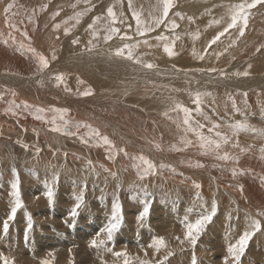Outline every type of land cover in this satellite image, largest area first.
Wrapping results in <instances>:
<instances>
[{
  "label": "rangeland",
  "instance_id": "obj_1",
  "mask_svg": "<svg viewBox=\"0 0 264 264\" xmlns=\"http://www.w3.org/2000/svg\"><path fill=\"white\" fill-rule=\"evenodd\" d=\"M82 1L84 2V0H82ZM179 1H181V2H179ZM76 2H77V0H76ZM76 2H75V0H71L70 4L73 3V5H76V4L77 5L75 7H73V5H69L68 4L67 5L68 8L65 10V12L67 11V13L62 12L63 10L62 11L61 10L60 11L57 10L60 13H62V15H59L58 17H55L56 23H57V19H58L59 23L60 22L62 23L65 20V17L74 16L75 15L74 12L77 13V12H79V10H81L80 12H82V11H84L85 8L90 7V5H95L96 4L95 5L96 7L92 8L91 12H93V13L91 14V12H89V13L87 12L86 16L84 15L82 17V19H81V21L85 22L84 26L86 25L85 30L83 31V33H87V32L90 33L87 30V26H88L89 23L92 22L93 17H95L97 15L98 16L99 15L103 16V17H105V19H103L102 21H104V23L105 22L107 23L105 10H107L106 8L108 6H110L112 4L113 5L116 4L114 10L116 11L117 16L120 15L119 12H121V11H123V13H124L123 19H124L125 22L123 24H121V25L119 23H117L118 25L121 26V28H122L121 31H132L133 33H135L136 22H135L134 17L132 16V10L130 8H128L129 7L128 6V0H123V3H122L123 5L117 3V0H115V3H114V0H110V3H109L108 0H104V1L103 0H98V1L97 0H90V3L92 2V4L85 3L87 5L81 4V3H83V2H81V0H79L80 3L79 2L76 3ZM97 2L99 4H97ZM191 2L194 5H191ZM196 2L197 3L198 2L199 3L202 2V3L196 4ZM242 2H243V0H231V1L230 0H185V1L184 0H176V6L172 9L173 11H170L169 18H174L176 20V23H177L178 27L175 30H170V29H166L164 27V25H161L159 30L156 29L154 32L148 33L146 37H143L144 39L148 38L149 42L153 38L152 41H155V43L157 42V44L158 43L160 44V47H154L156 44L154 42L152 44V41H151L150 43L152 45H154V46L151 47V49L149 47H147L146 50L147 51L149 49L150 50L148 51L149 53L146 50H144L147 53V55L146 56L144 55V56L145 57H149L151 55L150 56V58L152 57L151 60H150L151 62H152V59H154L160 65L159 66L158 64H156V62L153 60V62L156 65H158V67H161L162 69L164 67V69L167 70V73L164 71L165 75H163V76L159 75L160 78H164V80H173V78H174V80H180L179 81L180 84H188V83H190V82L186 83L185 80L187 78H191V76L195 78V75H196V77H197V74L199 72V71H197L198 69H205V70L209 69V68H216L218 70L219 69H223L228 74H232L233 70L235 71V70H238V69L246 67L247 66V62L242 60L244 58L243 56L245 54H247L249 52V50L251 52L252 49L254 50L256 47L258 48L259 45L261 44V42H264V40H262L264 38H261V37H264V20L259 19L260 22H258V24L253 23L254 25H252L251 24V20H252L251 17L253 18L254 14L253 15L250 14V16H249L248 22L250 24L249 23L247 24V28L245 29V32H244V35H243L244 37L243 36L240 37V35L238 33V30L236 28H233V29H230L229 32L226 33L223 37H221V39H220L221 42L218 41L215 45H212L211 48L207 47L208 46V42L212 39V37L215 36L218 32L222 31L223 28L226 27L227 23L230 22V17H231V14H232L231 13V6H234V5L242 3ZM100 3L102 4V6L100 5ZM135 3H137V4H135ZM156 3H157L156 0H148V2L146 0H139V1L133 0V5L135 6V8L137 10H142V18L145 19L146 21H149V22H150L149 12L150 11H154V6L156 5ZM145 4H148V5H145ZM181 4H183V5H181ZM228 4H230V5H228ZM227 6H228V8H227ZM223 7H224V9H222ZM258 7L259 6H257L256 9ZM123 8H124V10H123ZM254 9L251 10L252 13H254V11H253ZM97 12L98 13L100 12V13L98 14ZM101 12L103 14H101ZM177 12L178 13H182L184 18L181 19L179 16H174L173 15L174 13H177ZM84 17H86V18H84ZM188 17H192L193 20L189 21ZM86 19H87L88 22L86 21ZM214 20H220V21H222V23H220V24L213 23ZM252 22H253V20H252ZM129 25L131 27H129ZM220 25H222V26H220ZM71 26L73 27L72 31H75V32H76V30L79 31V29L83 28L82 24L79 25L78 28L77 27L74 28L73 25H71ZM66 27H70V25L67 24ZM72 27H70V28H72ZM127 28H129L131 30H128ZM61 29H64V25H62ZM132 32H130L128 36H132L133 35ZM163 33H164V35L168 36L170 39L174 38L175 36H179L180 38L175 41V48L178 47L181 51L184 50V49H185V51H191V50L195 49L197 51L199 50L198 52H200V53H204V50L207 48V54L205 55V58L203 60L197 59L196 57L183 59V58L180 57L179 52H178L177 49H175V51L178 53V55H176L174 57H169L163 50H161V48L163 49V42H158L157 40H155V37L158 36V34H163ZM197 33H199V38H195ZM71 34H74V33L71 32ZM232 34H233V37H232ZM261 34H263V36ZM170 35H173V36H170ZM249 38H250V41H249ZM259 38L261 39L260 41L257 40ZM182 39H184V41H182ZM233 41H236V43L232 44ZM180 43L182 45H180ZM250 43H252L250 45L251 48L249 47ZM258 43H260V44H258ZM225 46H226V48H225ZM225 49H227V51H225ZM228 49H230V50H228ZM163 53L165 54V56L164 57L161 56V61H160V59L158 57H156V56H157V54L164 55ZM214 53H223V54L220 55L219 58L217 59V57L214 55ZM234 53H235V55H234ZM137 54H143V53L137 51ZM153 55H154V57H153ZM227 57L234 58V59L237 58V61L239 62V64L234 65V66H230V67H225L224 64L226 63V61H228ZM258 57L261 58V59L263 58L261 56H258ZM176 64H177L178 67L176 66ZM221 65H223V66H221ZM170 66H172L173 68L170 67ZM158 67H157V69H158ZM169 67H170V69H169ZM172 70L175 73L176 72L179 73V76L176 77L173 74H169L170 73L169 71L173 72ZM228 70H231V71H228ZM168 83L170 84L171 81L170 82L168 81ZM173 84H176V83H173ZM185 86H183V87H185ZM24 90H22V93H24L26 91V90L25 91ZM195 90L191 91V93L194 94L195 92L198 91V90H196V91ZM257 92H259V93H257L255 97H256V99H257L259 104H255V106L252 105L254 107L251 106L250 102L246 106L244 105V101H246V99H249L248 97L243 96V97H239L238 98V100L235 103H236V106L238 105L237 107L240 109L239 112H237L233 108V104H232V101L230 99H227L226 101H228V103H226L225 99L222 98V102H225V105H226V106L225 105L223 106V107H225V110H223V111L226 112V114L230 115L229 117H226L224 115L222 117L219 114V112H215L214 108H212L211 106L208 105L209 102L207 103V102L203 101L204 105L202 104L201 107L205 106V104H206L207 107L206 106L205 107L208 110H211L213 116H215L217 118H220L221 122L225 123L226 125H229V124H232V123H235V122H238V121H242V122H245L248 125L256 128V129H264V104L262 103V102H264V85L262 86V88L260 90H257ZM189 94H190V92L188 93L187 91H185L183 89H178V96L181 95V97L179 98L180 100H178V101L180 103H182V101L184 100L183 101V105L184 106L186 104V107H189L190 109H195L196 105L195 104L193 105V103H194L193 102L194 101V95H192L193 96L192 97V96H189ZM23 96L25 97V95H21L20 98L23 99ZM43 96H44V94H43ZM54 96L55 95H50V98H51L50 101L51 102L50 101H48V102H50L51 104L48 106V108L49 107H51V108H56V107L59 108L60 107V108L69 109L68 118H69V116L72 113L75 115V120L69 118L70 120L83 121V122H86L88 124L91 123L90 125L93 124L92 126L94 128L98 129L97 126H98V124H100V121H101L102 118H111V116H109L107 113L105 114V112L100 113L102 110H99L97 107L95 108L94 105H93L94 107H92V105H90L91 108H90L89 105H87L89 108L87 106H85V107L83 106L82 107L81 105L80 106L79 105H77V106H72L71 105V107H68V104H66V106L61 104V106H60L59 102L57 101V99H55L56 97H54ZM191 97L193 98V100H191ZM203 98H205V97H203ZM242 98H244L245 100L242 99ZM28 99H31V98L29 97ZM42 101H45V100L42 99ZM189 104L190 105L192 104V105L190 106ZM239 104H240V106H239ZM29 105L38 107L36 102L31 103ZM248 106H251V107H249L250 109L246 108ZM78 107H80V110H79ZM86 107H87V109H86ZM227 108H229V110ZM23 109H24L23 105H21V107L16 110L19 115H12L11 113H10V115H8L9 112L7 113V111L4 112V113L1 112V114H0V116H1L0 118L4 119L3 120L4 125L1 127L2 129L6 125L13 126L12 127L13 129H9V128L5 129L6 131L9 132L10 137H11V135L12 136L18 135V130H20L21 128H25V129H23L24 131L21 130V133H22L23 136H25V138L24 137H21V139L11 138L9 140L10 142L14 140L13 142H15V145H16V149H13V148L9 149V151H11L10 152V159H11L10 163L6 165V164H4V163H6V161H3L2 163L0 162L1 163L0 164V170H1L0 171V247H1L0 248V252H2V253H0V257L8 256L11 260H14V264L15 263L16 264H24V263H26V264H28V263L29 264H32V263L36 264V262L38 264H42V261L45 260V259L50 260L51 264H54L53 262H55V264H66V262H68L70 259L74 262V264H103V262H105V261L108 264H122L124 262V258L123 257H116L115 256V252H121V251H125L127 249L126 250L127 252H131L133 250L147 251V255H145V252L143 254L139 253L140 254L139 256L135 254L136 258L133 259V260L130 258V256H128L127 258L129 259L130 264H139L140 259H141V261L142 260H149V261L152 262V264H156V262L160 261V258L162 260L163 257L168 254L169 251L172 253V255L168 257L167 261H164V264H191V260H192V256H193V251H192L193 248L191 246H189V244H187L188 243L187 241H185L184 244H181L180 241L178 240L179 241L178 242L177 239H176V237L179 236V237H181L180 239L183 240L182 238H184V236H183L184 234L175 235L176 234L175 231H171L170 235L167 234V236L164 238V239H167L166 240V244L168 242L167 247L165 249H169L170 248V250L164 251V248H161L160 251H159L161 253H158L156 251L150 252L149 244H148V240L147 239L152 237V234H153L152 231L155 229L156 226H157V230H159L160 227H163L164 225H166L168 223L169 224L174 223L173 227L178 226V225L184 226V225H182L183 224L182 221L184 220L185 216L188 217L189 221H191V220L195 221L199 217V215L204 214L207 211V209L208 210L210 209V207L212 206L211 205L212 204L211 201H213L214 199H215L216 203L218 202L217 203L218 204L217 214L213 218L212 222L210 224H208V226L206 227L205 231L201 234V236H200V238L197 241V244L195 246V255L198 258V264H217V263L218 264H224V260H223V258L225 257L224 254H226V256L228 255V253H226L228 244L231 243V242L235 243L236 240L239 239L240 234H242L245 230H248L247 225L249 224V222L242 221V213H243L244 209L247 206H249V205H246L247 204L246 195H245L244 192L241 193L239 185H243V186L245 185L246 187H249L251 185V183L253 184V182H254L256 184H253V185H257L256 187L260 188L261 187L260 183L264 184V179H263V177H264L263 176L264 159L263 160L261 159V154H260L261 153L260 152L261 147H264V140L262 141V139H264V137L258 135L257 133L251 132V131H245L246 133H248L250 135V136H248V139L250 140L248 142H250L252 145L260 146L259 149H258L257 147L254 148V146H250L249 145V148L251 150H256L257 153H255L254 151H250L249 153H251V154L246 153V152H244V153L241 152L240 155H239L241 160L239 159L238 164H237V162H235L236 163L235 166H237V167L239 166V164L240 165L242 164L238 168L242 167V169H244V168L247 167L245 170H250V171H245V175L243 174V175H239V176L233 177L231 170L234 167H230L231 170H228L226 172H225L226 169L222 168L223 166L221 167V169L218 168L220 170V172H217V173H219V174H217V176L210 172V170H213V171L216 170L215 168L214 169L213 168L210 169L209 167H207L204 170L205 174L207 175V177L214 176L215 177V181L218 180L217 183H219L221 186H223V188H222V190L220 192L222 194V196H221L220 193L218 194L217 192H214V191L209 189L210 190V194H209V197H207V195H204V194L202 195V193L200 192V191H202L201 188L199 190L200 196H202L200 198L201 200L197 198V194H196L195 197L191 196L193 198L192 199L189 195H187V193L185 195L183 190H181L183 195H179L181 191L179 190L180 192L179 191L174 192L176 190V188H175L176 185H173L170 188L169 185H168L169 184L168 181H176L177 182L178 180H180L178 182H181L182 184H187V185L190 184V186H191V187L189 186L190 188H193V187L195 188V184H199V183H200L199 185L201 187L202 186L201 181L197 180L198 178L196 179L195 176H191L190 172L187 171L186 168H184V167H187V162L185 161V159L183 161V165L184 166L182 165L183 166V170L185 171V173H184V171L182 172V170H180V165L177 164L178 166L177 165L176 166H172L171 163L168 164L167 162H165V160H163V162L161 161L160 162L161 164L166 163V164L170 165L171 168H174L175 171H172L171 168H170L171 170H169L168 167L167 168H162V171H160V172L163 175L166 174L165 177L166 176L169 177V178L166 177V179H171V180H168L167 182H165L163 184V188H160V187H158L156 185L157 180H155V179L151 180L152 182L153 181L155 182V183L152 184V187H147L146 186L147 189L149 188L148 191L150 193H152L154 196L152 195L151 197H149V199L152 200V208H151L150 215L144 221L143 226H140L138 224V221H137V215L139 214L138 213L139 209H141L142 206H144L143 203H142L143 199H144V196H142L143 195L142 189L144 188V186L143 187L140 186V188H139V186L135 187V188H138V189H136V191H134L132 188H129L128 190H125L124 189L125 185H121V183L118 182L117 186H119V188H117V190H115V191H112V190L109 191V189H107L108 186L102 185V183L97 178L94 179L93 186H92V180L89 182V185L86 182L87 183V190L84 192V198H85V202L86 203L79 210L78 216H76L75 218L71 217L70 213H71L74 205L76 204V200L74 199L72 194H70V190L68 188L76 186V185L81 186V188H82V186L85 183L86 179H84L82 176L74 177L69 172H65V174H64L65 176H63V177L60 176V174H62V173L59 172L58 170L63 168L62 164L65 165L66 162L63 161L62 158L55 159L54 158L55 157L54 153H53L52 157H53V160L55 161V164L57 162H60V163H57L56 165L60 166V167L62 166V167L57 170V174L59 175V179H58V183H56V185H55L54 202H50L49 199H47V197L45 195V192H46L45 188H47L48 185H52L53 180L51 181V179L53 177L49 178L47 176V178H46L45 177L47 175L45 173L46 171L45 170H40V168L42 166H45V164H46L45 156L43 154H41V156H39V153L35 154L36 156L38 155L39 157H42V159H43L41 161V163L43 164L42 166L40 165V163L36 162L37 159L34 160L36 162L35 163L34 161H28V159H23L22 160V158H20V159H16V158L21 156L19 154V149H22V151H24V155L23 156H26L27 154H30L36 148H39L40 150H43V151L47 150V147H46L48 145L47 135L40 134V131L38 129H45V130H47V133H49V134L55 133V134H57L59 136L63 135L64 133L62 134V133H57V132L52 131L51 130L52 125L50 123H48L46 121H44V122L43 121H41V122L37 121L34 117H31L33 115V111L26 114V111L28 109L27 110L26 109L23 110ZM90 109H91V111L93 113L94 112L95 113L92 114ZM22 110L24 111V114L23 113H19ZM95 110H98L100 112L95 111ZM86 111H87V113H86ZM219 111H221V110H219ZM83 112H84V115H83ZM88 112L90 113L89 117H88ZM5 113H7V114H5ZM174 113L176 114V112H174ZM221 113H222V111H221ZM3 115L4 116L7 115L6 117L8 118V120ZM219 115H220V117H219ZM21 116H24V117H21ZM26 116H28L30 118H27ZM92 116H94V117H92ZM162 116H163V114H162ZM19 118H22V119H19ZM31 118L34 119V121ZM92 118L93 119H95V118L98 119V121H95L96 125H95V123L91 122V120L94 122V120ZM9 119H13V120L15 119V120L14 121L10 120L11 121L10 122ZM25 119H26L27 125L29 126L28 128L24 127V125H23V123H25ZM27 119H29V121L32 120L33 123L32 122H31V124L28 123ZM162 121L163 120L157 121L159 123H157V124L155 123L154 126L156 125L155 126L156 128L159 127L158 129H161L160 127L162 126V124H164ZM9 122H10V124H9ZM147 125L151 129V127H150V125L148 123H146V126ZM157 125H158V127H157ZM99 126H103V125L101 124ZM148 127H146V128L149 129ZM146 128H144V129H146ZM2 129L0 130V132H2ZM69 130L70 131H74L76 129L70 128ZM79 130H81V131L78 133L77 136H68V135H66L63 138L60 137V139L61 140L65 139V141L69 144V147L70 146H76L77 143L84 144V143L81 142V140H79L80 139L79 137H80L81 134H86L88 130L86 128H83V127L80 128ZM37 133H38V136H37ZM133 134H135V132ZM35 135L37 136V138H36ZM159 135H160V133H159ZM31 136H33V137L31 138ZM34 136H35V138H34ZM133 136H135L136 138L133 137ZM0 137H2V136L0 135ZM27 138L31 139V141H29L30 143L27 144L30 147L25 149L24 147L20 146V144L21 145L26 144ZM130 139L134 140L135 142L137 141L138 144L145 143L147 146L151 145V144L147 143V141H146L147 138L146 137H144L143 141H141L142 138H140L136 134L135 135H131ZM139 139H141V140H139ZM148 141L151 142V139L148 138ZM89 145H93V142L91 140L89 142ZM181 145L182 144H179L178 147L183 148L184 146L182 147ZM87 146H88V144H87ZM171 146H173V145H171ZM18 147H20V148H18ZM31 148H32V150H31ZM120 148H122V147H120ZM67 149H68V147L59 148L58 152L61 155H63L65 153H67V151H68ZM48 150H52L53 152H55V150L53 148H49ZM135 150H137V149H135ZM184 151H186V149ZM13 152L17 153V154H14ZM138 155H143V154L142 153L141 154L138 153L137 156ZM146 156H147V154H146ZM15 159L18 160V162ZM148 159H149V157H148ZM47 161L49 162V160H47ZM171 161H173V160H171ZM175 161L177 162L178 160H175ZM28 163L30 165H28ZM155 163L156 162L154 161V164ZM160 163L159 164L158 163L155 164L156 165L155 173L158 170V166L161 165ZM166 164H164V165H166ZM26 165H27V167H26ZM36 167H40V168H36ZM176 167H178L177 168L178 170L176 169ZM13 169H15V173H19L20 191H21V196H22L24 207L17 211L15 219L13 221H10L9 229H8L9 233L7 232L8 234H5L3 232V223L8 218V216L10 215V211H11V207H12L11 204H12V201H13V198L11 196V191H12L11 190V183L15 179V173H14ZM163 169H165V170H163ZM221 170H224V171L222 172ZM257 170H259V171H257ZM166 171H168V172H166ZM51 173H48V174L54 176L53 170H51ZM67 173H68V175H67ZM40 176H42V177H40ZM70 176H72L73 178L70 177ZM153 176H155V174L154 175L153 174L149 175L150 178L153 177ZM177 176H180V178H178ZM10 177H12V178H10ZM80 177H82V179H80ZM181 178H182V180H181ZM227 180H230V181H227ZM258 180H260V181H258ZM43 182H45V183H43ZM162 182H164V181H162ZM162 182L160 184H162ZM234 182H236V183H234ZM257 182H258V184H257ZM153 185H155V186H153ZM155 187H157V188H155ZM216 187H218V184H216ZM93 188L94 189L95 188L98 189V194H95V191H94V193L92 192ZM155 189H156V191H155ZM138 190H140V192ZM178 192H179V194H178ZM187 192H191V191L187 190ZM231 192H233L234 195ZM135 193H136V195H135ZM192 193H194V192L192 191ZM226 195H228V196H226ZM187 196H188L189 199L186 198ZM117 197L119 198V201L121 202V204L123 206V213H124V218H125V221H124V224H123L122 228L116 233V235L114 237V240L113 241H109L105 246H101L100 248H96V247L91 246L90 245L91 239H93L98 232H100L103 228H105V225L100 227V228H102V229H100L98 226L94 227V228L93 227H88V224L91 223L94 220V218H96L98 216L99 213H103V211H104V213H106L107 212L106 211V205L109 204V205L112 206L114 200ZM131 197H133L134 200ZM138 197L139 198L141 197L140 198L141 202H140V200L139 201L137 200V199H139ZM222 198H223V200H222ZM191 199H192V201H191ZM197 199H198V201H197ZM60 200H62V201H60ZM123 200H124V202H123ZM188 200H190V201H188ZM231 200H233V201H231ZM103 201H105V202H103ZM206 201L208 203H206ZM128 202L129 203L132 202V203L128 204ZM188 202H191V204L188 205ZM124 203H126L127 206L123 205ZM238 203H239V205H238ZM103 204H105V206ZM134 204L136 206L138 204V206L136 207ZM208 204L210 205V207L208 206ZM46 205H48V206H46ZM240 205H241V207H240ZM60 206L62 207V209L60 208ZM171 206H173V207H171ZM125 207H126V209H125ZM233 207H235L236 210ZM174 208H176V209H174ZM177 208H178V210H177ZM225 208L227 209V211H226ZM166 209H167V211H166ZM237 209H241V212H240V210L238 211ZM163 210H165V211H163ZM135 211H137V213ZM221 211L223 213H225V211H226L228 214L227 213L223 214ZM165 212L166 213L170 212V213H168L166 215ZM182 213H183V215H182ZM29 214L31 215V219L34 222V224H33V228L31 230V233H28V238L25 239L24 236H25V230H26L27 224H28V216H29ZM177 214H179V215H177ZM229 214H231V219L230 220H229V217L227 218V216H229ZM243 214H244V216H246V213H243ZM173 215H175V216H173ZM180 215H181V217H180ZM91 216L93 217V219L91 218ZM108 217L110 218L111 215L108 216ZM130 217H131V221H132V218H133V221L131 223H130ZM248 217H250V216H248ZM89 218H91L92 220L89 219ZM126 218H128L129 220L126 219ZM217 218H219V220H215ZM220 218H222V219H220ZM236 218H238V219H236ZM168 219L169 220H173V221H169ZM174 219L175 220L177 219L176 221H177L178 224L176 223V221ZM227 220H229V221H227ZM237 220H238V223H237ZM145 222H146L147 225L145 224ZM222 223H224V224H222ZM262 223H264V220L261 222V224ZM152 224H153V226H152ZM233 224L234 225L236 224L235 225L236 227ZM228 225H231L232 228H231V226L229 227ZM220 226H224V227L222 228ZM237 226H239V227H237ZM262 226H264V224ZM84 227H86L89 230V232H87L86 229H83ZM147 227H150V228H147ZM219 228H221V231H220ZM238 228H240V229H238ZM222 229H224L225 231H223ZM147 230H149L150 232L147 231ZM157 230H156V232H157ZM168 230L170 231L171 229L168 228ZM261 230H262V232L257 233L256 236H253L251 238V240H250V242H249V244L247 246L246 251L241 256L240 264H264V227H262ZM172 232H174L175 234L172 233ZM231 232H233L234 234L233 233L231 234ZM127 233L129 235H127ZM93 234H95V235H93ZM150 234H151V236H150ZM69 235H70L71 238L69 237ZM222 235L223 236L225 235L224 236L225 238ZM226 235L228 236V238L230 240L228 238H226L227 237ZM169 236L172 237V238H170ZM221 236H222V238H221ZM254 237H255V239H254ZM47 238H48V240H47ZM85 238H86V240H85ZM233 240H234V242H233ZM116 241H118V242L115 243ZM132 241H133V243H132ZM145 245L148 246V248H144ZM223 245H224V247H223ZM225 246H227L226 249H224ZM1 249H3V250L1 251ZM120 249H121V251H120ZM8 251H10V252L8 253ZM12 252L15 253V255L12 254ZM45 252H47V253H45ZM155 252H156V254H155ZM5 253H7V254H5ZM44 254L46 256H43ZM47 254H49V255H47ZM70 254H71V256H69L68 258H65L67 255H70ZM14 256H16V257H14ZM20 256L22 258L24 257V259H22ZM39 256H42V257H39ZM50 256L52 257V259H51ZM143 256H145V258ZM138 257H139V259H138ZM140 257H142V258H140ZM25 258H27V259H25ZM94 259H95V261H94ZM182 260H184V262ZM230 260H231V258H230ZM1 261L2 260H0V262ZM0 264H2V262Z\"/></svg>",
  "mask_w": 264,
  "mask_h": 264
},
{
  "label": "bare ground",
  "instance_id": "obj_2",
  "mask_svg": "<svg viewBox=\"0 0 264 264\" xmlns=\"http://www.w3.org/2000/svg\"><path fill=\"white\" fill-rule=\"evenodd\" d=\"M98 1V0H97ZM104 1V0H103ZM110 3V0H108ZM136 1V0H135ZM139 1V0H137ZM148 2V0H146ZM157 1V0H156ZM185 1V0H184ZM231 1V0H230ZM76 2V0H75ZM81 2H83L81 0ZM181 2V1H179ZM204 2V1H203ZM225 2V1H224ZM13 4V8L6 12L5 9L7 8V6L9 4ZM71 0H0V93L3 94V98L0 99V114L1 112L4 113L6 112V109H8L9 107L12 106L13 101L15 102V104H21L23 105L24 102H27L29 104L36 102L38 107L44 108V109H50L51 107L48 108V106L51 104L50 100V95H55L54 97H56L55 99H57V101L59 102L60 106L61 104H63L64 106H66V104H68V107L72 106H77V105H81L82 107L87 106V105H92V107L95 106V108L97 107L99 110H102L101 112L98 110L100 113L105 112V114L107 113L109 116H111V118H102L100 121V124H98V129L100 130V132L103 135H107L115 144L116 148L119 149L120 147H122L123 149H125L128 153L129 156H124L123 153L117 155L115 157L114 160H109L107 158L108 153L106 150L105 146H95L94 143L93 145H89L88 146L86 144H79L77 143L76 146H70L69 144L64 140H61L60 137H65L66 135L63 134L61 136L55 134V133H47V130L45 129H38L40 131V134H45L47 135V142L48 145L47 150L43 151L40 150L39 152V156H41V154H43L45 156V160H46V164L45 166H42L43 164L41 163V161L43 160L42 157H39L38 155L36 156L35 154L36 149L33 150L30 154H27L26 156L24 155V151H22V149H19V154L21 155L20 157L16 158V159H28V161H34L35 159L36 162L40 163V165L43 167H36V168H40V170H45L46 172V178L47 176L49 178L53 177V175H50L48 173H51V170H53V174H57V170L60 169L62 166L63 168H61L60 170H58L59 172H61L62 174H60V176H65V172H69L70 174H72L74 177L77 176H82L85 180V182L88 183L92 180V186H93V182L94 179L97 178L102 185L104 186H108L107 189H109V191H115L117 190V188H119V186H117V183L120 182L121 185H125L124 189L128 190L129 188H132L134 191H136L135 188L137 186H147V187H152V184L155 183L154 181L152 182L151 180H157L156 185L160 188H163V184L165 182H167L168 180L171 179H166L165 175H163L160 171H162V168L160 167V165L158 166V170L155 174V176L153 177H145L143 180L139 179L138 173H137V169L133 166L134 164L138 163V161L136 159H134V157H137L138 153H142L143 156H145L146 158L149 157V160L151 159V161L154 163V161L156 163H160L161 161L163 162V160H165V162H167L168 164H172V166H176L177 164L180 165V170H183V161L185 159V161L187 162V167L186 168L187 171L190 172L191 176H195L197 180L201 181L202 186L200 187L202 191H200L202 193V195H207V197H209L210 194V190L217 192L218 194L221 192L223 186H221L218 182V180L215 181V177L214 176H210L207 177V175L205 174V169L207 167L211 168H215L216 170H210L211 173L215 174L217 176V172H220L219 169H221V167L226 171L231 170L230 167H236L238 168L239 166H241L239 164V166H235L236 163L234 161H220L217 160L215 158V156L213 155H203L202 154V150L199 148L198 146V141L197 138L195 137L194 134L192 133H188L187 134V138L191 139L193 141V145L189 146L188 148H186V151H175L173 149V147L171 145H176L178 147L179 144H182L181 146L183 147V143L181 141V137L185 135L184 131H183V126H182V120H183V113L182 112H176V114L174 112H171L170 115L173 117L172 120H169L167 117H163L162 114L168 110L171 106H172V101H178L180 100L179 98L181 97V95L178 96V89H183L185 91H187L188 93L190 92L189 96H192L193 93H191V91H194L195 89L200 91V92H210L212 95L211 96H206L205 98H203L204 102H209L208 105L211 106L212 108H214L215 112H219V114L223 117H229L230 115L226 114V112H224L223 110H225V107H223L225 105V102H222V98L225 99V101L227 99H229V97H233L235 99V102L238 100L239 97H243V93H247V96L249 99H246V101H244V105L246 106L249 102L252 105L255 106V104H259L257 99H256V94L259 93L257 92V90H260L262 88V86L264 85V49H261L259 52L257 51V47L252 51L245 54L243 57V61L247 62V66L238 70H233L232 74H228L226 77H221L218 72L217 73H208L207 71L205 72H198L197 77L195 75V78L191 76V78H187L185 81L190 82L188 84H180L179 81L180 80H164V78H160L159 75H165L164 71L167 73V70L158 67V69H153V70H147L142 68L140 65H136L131 61L128 60H124L118 57H114V56H109L106 54V52L109 49H115L116 47H120L122 46L123 43H134L137 39H144L143 37H140L135 33H133L132 31H121V34H123L124 32H127V34L129 35L130 32H132V40L130 41H122L119 37H115L112 41H109L107 43H105L102 39L103 35H104V21H101L98 25V29L100 30V34H101V39L99 41H97L98 45H99V54H97L96 51H93L91 54H89L88 52L84 51V47L87 44V41L91 38V33H83V31L85 30L86 25L84 26L85 22L80 20L79 24H76L75 20H69L68 21V25H70V27H72L71 25L75 27H79V25L82 24L83 28L79 29L75 31H71L74 34H69V35H65L64 33V29H60V30H55L54 29V24H56L55 19H53V13H55L57 10H63L62 12H65V10L68 8L67 5H73L70 4ZM77 3V2H76ZM80 3V2H79ZM78 3V4H79ZM106 3V2H105ZM112 3V2H111ZM115 3V0H114ZM138 3V2H137ZM135 3V4H137ZM189 3V2H188ZM194 3V2H193ZM199 3V2H198ZM196 2V4H198ZM202 3V2H200ZM199 3V4H200ZM227 3V2H226ZM47 5V8L45 10H41L43 5ZM75 4V3H74ZM84 5L85 2L81 3ZM92 4V2L90 3ZM97 4H99L97 2ZM139 4V3H138ZM143 4V3H142ZM77 5V4H76ZM75 5V6H76ZM89 5V4H88ZM96 5V4H95ZM100 5L102 6V4L100 3ZM108 5V4H107ZM113 5V4H112ZM116 5V4H115ZM123 5V4H122ZM126 5V4H125ZM148 5V4H145ZM183 5V4H181ZM180 5V6H181ZM191 5L192 4L191 2ZM216 5V4H215ZM218 5V4H217ZM230 5V4H228ZM79 6V5H78ZM91 6V5H90ZM142 6V5H141ZM190 6V5H189ZM87 7V6H86ZM96 7V6H95ZM105 7V6H104ZM151 7V6H150ZM179 7V6H178ZM203 7V6H202ZM212 7V6H211ZM71 8V7H70ZM129 8V7H128ZM177 8V7H176ZM182 8V7H181ZM228 8V6H227ZM101 9V8H100ZM107 9V8H106ZM206 9V8H205ZM224 9V7L222 8ZM96 10V9H95ZM124 10V8H123ZM148 10V9H147ZM211 10V9H210ZM81 10H79L80 12ZM127 11V10H126ZM173 11V10H172ZM221 11V10H220ZM254 13H252L251 11V15H253V18L251 17V24L254 25L258 24L259 19L264 20V6H259L257 9L255 8ZM77 12V11H76ZM91 12V11H90ZM95 12V11H94ZM103 12V11H102ZM101 12V14H103ZM106 12V10H105ZM144 12V11H143ZM217 12V11H216ZM67 13V11L65 12ZM71 13V12H70ZM89 13V12H88ZM93 12H91L92 14ZM98 13V12H97ZM100 13V12H99ZM98 13V14H99ZM120 13V12H119ZM261 13V14H260ZM64 14V13H63ZM75 14V12H74ZM96 14V13H95ZM105 14V13H104ZM146 14V13H145ZM148 14V13H147ZM186 14V13H185ZM60 15H62V13H60ZM216 15V14H215ZM86 16V15H85ZM95 16V15H94ZM98 16V15H97ZM100 16V15H99ZM119 16V15H118ZM147 16V15H146ZM217 16V15H216ZM58 17V16H57ZM214 17V16H213ZM68 18L65 17V20ZM86 18V17H84ZM90 18V17H89ZM186 18V17H185ZM196 18V17H195ZM225 18V17H224ZM60 19V18H59ZM223 19V18H222ZM226 19V18H225ZM63 20V19H62ZM61 20V21H62ZM84 20V19H83ZM206 20V19H205ZM87 21V19H86ZM180 21V20H179ZM88 22V21H87ZM130 22V21H129ZM204 22V21H203ZM227 22V21H226ZM57 23L58 19H57ZM61 23V22H60ZM249 23V22H248ZM120 24V23H119ZM204 24V23H203ZM250 24V23H249ZM10 25H15V27H10ZM121 25V24H120ZM116 24V27H119L121 30V26ZM67 25H64V27ZM185 26V25H184ZM188 26V25H187ZM222 26V25H220ZM225 26V25H224ZM186 27V26H185ZM197 27V26H196ZM62 28V27H61ZM76 28V29H77ZM126 28V27H125ZM73 29V27L71 28ZM128 30H131L129 28H127ZM159 30V29H158ZM196 30V29H195ZM238 30V29H237ZM187 31V30H186ZM24 32H27L28 36L25 37L24 36ZM184 32V31H183ZM209 32V31H208ZM213 32V31H212ZM216 32V31H215ZM235 32V31H234ZM77 33V34H76ZM160 33V32H159ZM259 33V32H258ZM164 34V33H163ZM226 34V33H225ZM235 34V33H234ZM253 34V33H252ZM131 35V34H130ZM160 35V34H158ZM263 36V34H261ZM147 36V35H146ZM145 36V37H146ZM152 36V35H151ZM173 36V35H170ZM58 37V39H57ZM76 37L80 38V44L79 45H73L71 43V41L73 39H75ZM233 37V34H232ZM241 37V36H240ZM244 37V36H243ZM248 37V36H247ZM30 38V39H29ZM151 38V37H150ZM251 38V37H250ZM249 38V41H250ZM264 38V37H261ZM148 39V38H147ZM153 40V38H152ZM151 40V41H152ZM242 40V39H241ZM257 40H261L260 38ZM264 40V39H262ZM5 41H8V43L6 44ZM150 41V42H151ZM182 41H184V39H182ZM155 43V41H152ZM221 42V41H220ZM243 42V41H242ZM252 42V41H251ZM20 43H23L26 47L28 45H31L32 48H35L37 52L42 53L43 55L47 56L50 60V66L48 69L44 70L41 73H37V61L35 59V57L27 52L26 50H19V45ZM244 43V42H243ZM255 43V42H254ZM253 43V44H254ZM264 44V42H261V44ZM157 44V42L155 43ZM178 44V43H177ZM190 44V43H189ZM233 44V43H232ZM231 44V45H232ZM247 44V43H246ZM252 43L249 44V47ZM257 44V43H256ZM260 44V43H258ZM260 44V45H261ZM162 45V44H161ZM180 45H182L180 43ZM191 45V44H190ZM225 45V44H224ZM245 45V44H244ZM255 45V44H254ZM259 45V46H260ZM185 46V45H184ZM256 46V45H255ZM155 47V46H154ZM243 47V46H242ZM241 47V48H242ZM146 45H141V47L139 49L136 50V52H141V53H146ZM226 48V46H225ZM234 48V47H233ZM245 48V47H244ZM251 48V47H250ZM151 49V48H150ZM149 49V50H150ZM175 49L178 50L179 55L181 58L183 59H187V58H194L195 56L192 55V51H185L184 50H180L178 47H176ZM187 49V48H186ZM232 49V48H231ZM146 50V51H144ZM148 50V51H149ZM157 50V49H156ZM161 50H163L161 48ZM230 50V49H228ZM256 50V51H255ZM55 51L56 60H51V54L52 52ZM147 51V52H148ZM197 51V50H196ZM199 51V50H198ZM197 51V52H198ZM223 51V50H222ZM234 51V50H233ZM237 51V50H236ZM240 51V50H239ZM159 52V51H158ZM157 52V53H158ZM230 52V51H229ZM235 52V51H234ZM245 52V51H244ZM149 53V52H148ZM156 53V52H155ZM154 53V54H155ZM200 53V52H199ZM164 54V53H163ZM237 54V53H236ZM241 54V53H240ZM149 55V54H148ZM235 55V53H234ZM146 56V55H145ZM143 57V59L145 61H150L151 58L149 57ZM161 56H165L164 55H160L157 54L156 57H158L161 61ZM241 56V55H240ZM258 56L263 57L262 59L259 58ZM154 57V55H153ZM235 57V56H234ZM166 58V57H165ZM214 58V57H213ZM228 61H226V63L224 64L225 67H230V66H234L239 64V62L237 61V58H229L227 57ZM256 58V59H255ZM226 59V58H225ZM154 59H152V63ZM163 60V59H162ZM240 60V59H239ZM155 61V60H154ZM151 62V61H150ZM156 62V61H155ZM165 62V61H164ZM168 62V61H167ZM160 63V62H159ZM176 63V62H175ZM174 63V64H175ZM155 64V63H154ZM156 64H158L156 62ZM155 64V65H156ZM184 64V63H183ZM251 64V68H248V65ZM159 65V64H158ZM157 65V66H158ZM170 65V64H169ZM173 65V64H172ZM160 66V65H159ZM177 66V64H176ZM223 66V65H221ZM172 67V66H170ZM169 67V69H170ZM178 67V66H177ZM184 67V66H183ZM173 68V67H172ZM240 68V67H239ZM177 69V68H176ZM220 70V69H219ZM245 70H248L250 72V75L247 77H243V76H236L234 75L235 72L239 71V72H243ZM173 71V70H172ZM231 71V70H228ZM63 72L66 74V81L65 84L67 85V88L72 89L71 92H68L65 90V84H60L59 86H57L56 81H55V75ZM169 74H173L174 76L178 77L179 73H174L169 71ZM233 77V78H232ZM235 77V78H234ZM167 78V77H166ZM169 79V78H168ZM79 80H83L84 84H80L78 81ZM168 81L171 83L169 84ZM176 84H173V83ZM168 84V85H167ZM186 85V86H185ZM91 87L94 89V94L88 97H81L77 95V90L79 91H83L85 88L87 87ZM185 86V87H183ZM28 92H26L25 90ZM22 90H24L25 92L22 93ZM195 90V91H196ZM181 91V90H180ZM14 93V95H13ZM184 93V92H183ZM29 94V95H28ZM44 94V96H43ZM21 95H25V97L23 96V99L20 98ZM31 99H28V98ZM193 97V96H192ZM191 97V100H193V98ZM259 97V96H258ZM45 100V101H42ZM54 99V100H55ZM182 99V98H181ZM184 99V98H183ZM189 99V98H188ZM187 99V100H188ZM244 99V98H242ZM53 100V99H52ZM231 100V99H230ZM245 100V99H244ZM50 101V102H48ZM56 101V102H57ZM184 101V100H183ZM182 101V104H183ZM189 101V100H188ZM232 101V100H231ZM31 102V103H30ZM187 102V101H186ZM185 102V103H186ZM226 103H228V101H226ZM264 104V102H262ZM195 103H193L194 105ZM241 104V103H240ZM239 104V106H240ZM243 104V103H242ZM94 105V106H93ZM190 105V104H189ZM188 105V106H189ZM192 105V104H191ZM190 105V106H191ZM204 105V104H203ZM47 106V107H46ZM186 106V104H185ZM206 106V104H205ZM205 106H202V109L205 113H207L208 116L211 117L212 121H215L216 123L221 125V128L218 129L219 131L225 132L229 135H231V131L228 128V125H226L225 123L221 122L220 118H217L215 116H213L211 110H208ZM208 106V107H209ZM226 106V105H225ZM228 106V105H227ZM230 106V105H229ZM238 106V105H237ZM251 106L246 107L247 109ZM252 106V107H254ZM88 107V106H87ZM86 107V109H87ZM196 107V106H195ZM194 107V108H195ZM223 107V108H222ZM57 108V107H56ZM60 108V107H59ZM76 108V107H75ZM80 110V107H78ZM89 108V107H88ZM91 108V106H90ZM94 108V109H95ZM189 108V107H188ZM193 108V107H192ZM210 108V107H209ZM85 109V108H84ZM229 110V108H227ZM250 109V108H249ZM21 110V109H20ZM24 110V109H23ZM20 111L19 113H23L24 111ZM27 110V109H26ZM221 110V111H219ZM243 110V109H242ZM34 112V109H28L26 111L27 113L30 112ZM84 111V110H83ZM91 111V109H90ZM149 111V112H148ZM92 112V111H91ZM235 112V111H234ZM8 113V112H7ZM5 113V114H7ZM87 113V111H86ZM85 113V114H86ZM95 113V112H94ZM92 112V114H94ZM97 113V112H96ZM25 114V115H26ZM89 112H88V117H89ZM91 114V115H92ZM10 115V113L8 114ZM19 115V114H17ZM45 115L49 118H51V116L54 115L53 112L51 111H47L45 113ZM84 115V112H83ZM219 115V117H220ZM4 116V115H3ZM7 116V115H6ZM4 116V117H6ZM29 116V115H28ZM26 116L27 118H30ZM1 117V116H0ZM9 117V116H8ZM12 117V116H11ZM14 117V116H13ZM24 117V116H21ZM31 117H34V115H32ZM84 117V116H83ZM94 117V116H92ZM102 117V116H101ZM3 118V117H2ZM7 118V117H6ZM69 118L75 120V115L72 113ZM99 118V117H98ZM162 118V119H161ZM193 118L194 120H198L200 121V123L205 124V128H204V132L206 135H209L210 133H208V128L211 127V124L208 121H205L203 119V117H201L199 114L193 112ZM22 119V118H19ZM24 119V118H23ZM32 119V118H31ZM93 119V118H92ZM242 119V118H241ZM4 119L0 118V130L2 129L1 127L4 125L3 123ZM8 120V118H7ZM13 120V119H9ZM15 120V119H14ZM13 120V121H14ZM34 121V119H32ZM31 121H29V119H27L28 123L31 124ZM37 120V119H36ZM85 120V119H84ZM94 122L91 120L92 123H95V121H98V119H93ZM164 124H162V126L160 127L161 129H158V125L156 128L154 126V124L159 123L157 121H161ZM23 121V120H22ZM40 121L41 120H37ZM11 122V121H10ZM9 122V124H10ZM21 122V121H20ZM44 122V121H43ZM42 122V123H43ZM102 122V123H101ZM2 123V124H1ZM8 123V122H7ZM15 123V122H14ZM33 123V122H32ZM99 123V122H98ZM146 123H148L151 127V129L148 127V125L146 126ZM41 124V123H40ZM47 124V123H46ZM91 124V123H90ZM103 125V126H99V125ZM178 124H180L181 126H178ZM19 125V124H18ZM24 127L28 128L29 126L26 123V119H25V123H23ZM35 125V124H34ZM93 125V124H92ZM96 125V123H95ZM148 127L149 129H147L146 127ZM160 126V125H159ZM13 126L10 125H6L3 127L2 132H0V135L2 137H0V162L2 163L3 161H6V163L4 164H9L10 163V152L9 149L13 148L16 149V145L15 142L13 141H9L11 138H15V139H21V137H24L21 133V130L25 129V128H21L20 130H18V135L16 136H12L10 137V134L8 131H6L5 129H13ZM36 128V127H35ZM146 128V129H144ZM16 129V128H15ZM74 129V128H73ZM5 130V131H4ZM45 130V131H44ZM24 131V130H23ZM76 131V130H74ZM81 130H79L80 132ZM135 132L136 135H138L141 139V141H143L144 137L147 138V143L151 144V145H146L145 143H140L138 144L137 141L135 142L134 140L130 139L131 135H135L133 134ZM14 133V132H13ZM17 133V132H16ZM15 133V134H16ZM36 133V132H35ZM34 133V134H35ZM160 133V135H159ZM27 134V133H26ZM29 135V134H28ZM27 136V135H26ZM36 136V135H35ZM34 136V138H35ZM38 136V135H37ZM36 136V138H37ZM248 136H250L248 133H246L245 131L240 132L239 136H238V140H239V144H240V148H248L249 151H247L246 153H249L250 151H254L255 153H257L256 150H251L249 148L250 146H254L257 147L259 149L260 146H256V145H252ZM9 137V138H8ZM33 136H31L32 138ZM135 137V136H133ZM136 138V137H135ZM148 138L151 139V142L148 141ZM237 139V137H233L232 141L229 142L228 145H225L221 151H228L229 153L233 154V155H240L241 151L240 148H233L232 147V143ZM33 140V139H32ZM43 140V139H42ZM80 140V139H79ZM264 139H262L263 141ZM16 141V140H15ZM19 141V140H18ZM17 141V142H18ZM31 141L30 138H27V142L26 144H29ZM36 142V141H35ZM20 143V142H19ZM38 143V142H37ZM61 143V144H60ZM173 143V144H172ZM60 144V145H59ZM159 144L160 147L157 148L156 145ZM18 145V144H17ZM20 146H22L20 144ZM40 146V145H39ZM23 147V146H22ZM30 147V146H29ZM32 147V146H31ZM68 147V151H67V155L65 156V154L61 155L58 150L59 148H65ZM20 148V147H18ZM33 148V147H32ZM31 148V150H32ZM49 148H53L55 150V152H53L52 150H48ZM34 149V148H33ZM137 149V150H135ZM43 151V152H42ZM259 152V151H258ZM7 153V154H6ZM14 153V152H13ZM54 153V158L55 159H60L62 158L63 161H65V165L62 164V166H57V162L55 164V161L53 160V155ZM244 153V152H243ZM245 153V154H246ZM260 153V152H259ZM17 154V153H14ZM147 154V156H146ZM251 154V153H249ZM261 154V153H260ZM35 155V156H34ZM256 155V154H255ZM15 156V155H14ZM139 156V155H138ZM16 157V156H15ZM57 157V158H56ZM240 157V156H239ZM242 157V156H241ZM15 159V160H16ZM49 160V162L47 161ZM173 160V161H171ZM175 160H178L177 162ZM241 160V159H240ZM263 160V159H262ZM18 162V160H16ZM15 161V162H16ZM88 161H92V165L93 167L90 168L88 166ZM189 161H191L192 163L195 162H201L204 167H194V166H189ZM20 162V161H19ZM25 162V161H24ZM35 162V161H34ZM35 162V163H36ZM0 163V164H1ZM33 163V162H32ZM155 163V164H156ZM247 163V162H246ZM20 164V163H19ZM54 164V165H53ZM161 164V163H160ZM166 164V163H164ZM166 164V165H168ZM238 164V163H237ZM14 165V164H13ZM28 165H30L28 163ZM50 167H49V166ZM56 165V166H55ZM67 165V166H66ZM101 165H103V167H101ZM177 165V166H178ZM183 165V166H182ZM37 166V165H36ZM2 167V166H1ZM27 167V165H26ZM246 167V166H245ZM251 167V166H250ZM21 168V167H20ZM52 168V169H51ZM106 169H109L110 171H105ZM167 168V167H166ZM171 168V167H170ZM169 168V170H171ZM178 167H176L177 169ZM219 168V169H218ZM247 168V167H246ZM244 168V169H246ZM242 169V167L240 168ZM249 169V168H248ZM72 170V171H71ZM165 170V169H163ZM178 170V169H177ZM209 170V169H208ZM1 171V170H0ZM186 171V172H187ZM222 172L224 170H221ZM259 171V170H257ZM114 172L116 173V176H112L110 173ZM168 172V171H166ZM181 172V171H180ZM188 172V173H189ZM185 173V171H184ZM249 173V172H248ZM52 174V173H51ZM153 174V175H154ZM208 174V173H207ZM222 174V173H221ZM68 175V173H67ZM189 175V174H188ZM245 175V173H244ZM261 175V174H260ZM169 176V175H168ZM248 176V175H247ZM263 176H264V172H263ZM42 177V176H40ZM72 177V176H70ZM69 177V178H70ZM82 177H80V179H82ZM171 177V176H170ZM178 178H180V176H177ZM176 177V178H177ZM225 177V176H224ZM262 177V176H261ZM12 178V177H10ZM53 178L51 179V181L53 180ZM73 178V177H72ZM169 178V177H167ZM247 178V177H246ZM71 179V178H70ZM264 179V177H263ZM182 180V178H181ZM249 180V179H248ZM254 180V179H253ZM45 181V180H44ZM164 181V182H162ZM180 181V180H178ZM176 182V181H168L169 182V187L171 188L173 185H176V191H181L183 190V192L187 193V195H189L190 197H195L197 194V191L200 190L196 189V187L194 188H190V184H182L181 182ZM196 181V180H195ZM230 181V180H227ZM232 181V180H231ZM250 181V180H249ZM248 181V182H249ZM260 181V180H258ZM162 182V184H160ZM190 182V181H189ZM45 183V182H43ZM48 183V182H47ZM192 183V182H191ZM204 183V184H203ZM228 183V182H227ZM231 183V182H230ZM229 183V184H230ZM236 183V182H234ZM242 183V182H241ZM4 184V183H3ZM33 184V183H32ZM200 184V183H199ZM216 184H218V187H216ZM244 184V183H243ZM249 184V183H248ZM253 184H256L253 182ZM251 183V185L249 187H246L244 185V190L243 192L246 195L247 198V204L249 205L247 206L243 213H246V216H244V214L242 213V221L245 222H249L248 220V216L260 220V222H262L264 220V184L260 183V188L256 187L257 185H253ZM258 184V182H257ZM253 185V186H252ZM5 186V185H4ZM155 186V185H153ZM190 186V187H189ZM45 187V186H44ZM157 188V187H155ZM174 188V189H175ZM262 188V189H261ZM47 189V188H45ZM70 190V194H72V196L75 199V195L79 194L82 191L81 186H73L68 188ZM210 189V190H209ZM42 190V189H41ZM67 190V189H66ZM149 190V188L147 189ZM151 190V189H150ZM187 190L191 191V192H187ZM224 190V189H223ZM231 190V189H230ZM44 191V190H43ZM95 194H98V189L97 188H93L92 192ZM140 192V190H138ZM152 191V190H151ZM156 191V189H155ZM159 191V190H158ZM179 191V192H180ZM192 191L194 193H192ZM209 191V192H208ZM228 191V190H227ZM226 191V192H227ZM178 192V194H179ZM199 192V193H200ZM114 193V192H113ZM129 193V192H128ZM137 193V192H136ZM135 193V195H136ZM233 194V192H231ZM242 193V192H241ZM243 193V194H244ZM39 194V193H38ZM59 194V193H58ZM100 194V193H99ZM157 194V193H156ZM221 194V193H220ZM60 195V194H59ZM129 195V194H128ZM139 195V194H138ZM177 195V194H176ZM179 195H183L182 191L180 192ZM178 195V196H179ZM184 195V196H185ZM194 195V196H193ZM234 195V194H233ZM143 196V195H142ZM154 196V195H153ZM177 196V197H178ZM215 196V195H214ZM219 196V195H218ZM222 196V194H221ZM228 196V195H226ZM87 197V196H86ZM126 197V196H125ZM128 197V196H127ZM130 197V196H129ZM134 197V196H133ZM131 197V198H133ZM191 197V198H192ZM202 197V196H200ZM206 197V198H207ZM231 197V196H230ZM38 198V197H37ZM60 198V197H59ZM139 198V197H138ZM141 198V197H140ZM137 199L138 201L141 199ZM184 198V197H183ZM187 199L188 196L186 197ZM205 198V197H204ZM219 198V197H218ZM43 199V198H42ZM48 199V198H47ZM123 199V198H122ZM156 199V198H155ZM193 199V198H192ZM191 199V201H192ZM196 199V198H195ZM234 199V198H233ZM134 200V198H133ZM132 200V201H133ZM136 200V201H137ZM157 200V199H156ZM163 200V199H162ZM201 200V199H200ZM199 200V201H200ZM203 200V199H202ZM215 200V199H214ZM223 200V198H222ZM40 201V200H39ZM62 201V200H60ZM102 201V200H101ZM190 201V200H188ZM198 201V199H197ZM233 201V200H231ZM237 201V200H236ZM246 201V200H245ZM37 202V201H36ZM105 202V201H103ZM124 202V200H123ZM163 202V201H162ZM174 202V201H173ZM181 202V201H180ZM205 202V201H204ZM213 201H211L212 203ZM60 203V202H59ZM66 203V202H65ZM132 203V202H131ZM128 202V204H131ZM143 203V202H142ZM195 203V202H194ZM197 203V202H196ZM206 203H208L206 201ZM218 203V202H217ZM223 203V202H222ZM246 203V202H245ZM46 204V203H45ZM95 204V203H94ZM191 204V202H188V205ZM198 204V203H197ZM242 204V203H241ZM12 205V204H11ZM42 205V204H41ZM61 205V204H60ZM102 205V204H101ZM105 206V204H103ZM123 205H126V203H124ZM135 205V204H134ZM161 205V204H160ZM187 205V206H188ZM212 205V204H211ZM239 205V203H238ZM245 205V206H246ZM48 206V205H46ZM127 206V205H126ZM136 206V205H135ZM138 206V204H137ZM136 206V207H137ZM141 206V205H140ZM163 206V205H162ZM161 206V207H162ZM186 206V207H187ZM193 206V205H192ZM208 206L210 207V205L208 204ZM207 206V207H208ZM243 206V205H242ZM131 207V206H130ZM173 207V206H171ZM170 207V208H171ZM175 207V206H174ZM185 207V208H186ZM194 207V206H193ZM192 207V208H193ZM241 207V205H240ZM239 207V208H240ZM36 208V207H35ZM55 208V207H54ZM60 208L62 209V207L60 206ZM143 208V206H142ZM139 209L138 213L140 212ZM211 208V207H210ZM230 208V207H229ZM235 209V207H233ZM232 208V209H233ZM30 209V208H29ZM111 209L112 206L111 205H106V213H99L98 216L96 218H94V220L88 224V227H102L108 224L109 222V218L108 216L111 215ZM126 209V207H125ZM128 209V208H127ZM138 209V208H137ZM169 209V208H168ZM176 209V208H174ZM187 209V208H186ZM226 209V208H225ZM224 209V210H225ZM100 210V209H99ZM130 210V209H129ZM134 210V209H133ZM178 210V208H177ZM208 210V209H207ZM221 210V209H220ZM230 210V209H229ZM236 210V209H235ZM238 211L241 209H237ZM165 211V210H163ZM167 211V209H166ZM192 211V210H191ZM206 211V210H205ZM227 211V209H226ZM225 211V213H227ZM137 213V211H135ZM222 212V211H221ZM237 212V211H236ZM61 213V212H60ZM164 213V212H163ZM166 213V212H165ZM170 213L167 212L166 215ZM174 213V212H173ZM191 213V212H190ZM223 213V212H222ZM221 213V214H222ZM223 213V214H225ZM57 214V213H56ZM219 214V213H218ZM228 214V213H227ZM129 215V214H128ZM171 215V214H170ZM179 215V214H177ZM176 215V216H177ZM183 215V213H182ZM185 215V214H184ZM220 215V214H219ZM230 215V214H229ZM175 216V215H173ZM236 216V215H235ZM179 217V216H178ZM181 217V215H180ZM183 217V216H182ZM218 217V216H217ZM220 217V216H219ZM222 217V216H221ZM229 216H227L228 218ZM237 217V216H236ZM240 217V216H239ZM238 217V218H239ZM91 218L93 219V217L91 216ZM89 218V219H91ZM175 218V217H174ZM188 218V217H187ZM195 218V217H194ZM235 218V217H234ZM233 218V219H234ZM236 218V219H238ZM91 219V220H92ZM128 219V218H126ZM182 219V218H181ZM180 219V220H181ZM222 219V218H220ZM43 220V219H42ZM58 220V219H57ZM129 220V219H128ZM127 220V221H128ZM169 220V219H168ZM175 220V219H174ZM177 220V219H176ZM175 220V221H176ZM215 220H219V218L215 219ZM230 220V219H229ZM227 220V221H229ZM125 221V218H124ZM126 221V222H127ZM133 221V218H132ZM131 221V217H130V223ZM159 221V220H158ZM169 221H173V220H169ZM192 221V220H191ZM241 221V222H242ZM47 222V221H46ZM97 222V223H96ZM160 222V221H159ZM179 222V221H178ZM194 222V221H193ZM223 222V221H222ZM240 222V221H239ZM177 223V221H176ZM217 223V222H216ZM221 223V222H220ZM234 223V222H233ZM238 223V220H237ZM48 224V223H47ZM124 224V223H123ZM146 224V222H145ZM178 224V223H177ZM182 224V223H181ZM224 224V223H222ZM221 224V225H222ZM226 224V223H225ZM230 224V223H229ZM264 223H262L263 225ZM147 225V224H146ZM176 225V224H175ZM183 225V224H182ZM234 225V224H233ZM236 225V224H235ZM234 225V226H235ZM242 225V224H241ZM40 226V225H39ZM128 226V225H127ZM132 226V225H131ZM153 226V224H152ZM156 226V225H155ZM174 226V223L172 224H166L163 227H160L159 230H157V226L155 227V229L152 231V237L147 239L148 240V244L151 243L153 237L155 236H161V237H166L167 234L170 235L171 231H175L172 232L175 235H182L184 234V226ZM216 226V225H215ZM227 226V225H226ZM229 227L231 225H228ZM15 227V226H14ZM212 227V226H211ZM220 227H224V226H220ZM236 227V226H235ZM239 227V226H237ZM35 228V227H34ZM150 228V227H147ZM171 229L170 231L168 230ZM226 228V227H225ZM232 228V226H231ZM248 230H250L249 228V224L247 225ZM83 229H86L87 232H89V230L84 227ZM96 229V228H95ZM102 229V228H100ZM127 229V228H126ZM130 229V228H129ZM211 229V228H210ZM221 231V228H219ZM229 229V228H228ZM240 229V228H238ZM93 230V229H92ZM151 230V229H150ZM157 230V232H156ZM223 231H225L224 229H222ZM232 230V229H231ZM230 230V231H231ZM242 230V229H241ZM245 230V229H244ZM35 231V230H34ZM127 231V230H126ZM149 231V230H147ZM240 231V230H239ZM61 232V231H60ZM77 232V231H76ZM98 232V231H97ZM150 232V231H149ZM234 232V231H233ZM231 232V234L233 233ZM237 232V231H236ZM259 232H262L259 231ZM257 232V233H259ZM9 233V232H8ZM7 233V234H8ZM31 233V232H30ZM78 233V232H77ZM146 233V232H145ZM228 233V232H227ZM226 233V234H227ZM257 233L254 235L256 236ZM87 234V233H86ZM119 234V233H118ZM173 234V235H174ZM234 234V233H233ZM33 235V234H32ZM44 235V234H43ZM95 235V234H93ZM127 235H129L127 233ZM138 235V234H137ZM218 235V234H217ZM241 235V234H240ZM132 236V235H131ZM151 236V234H150ZM149 236V237H150ZM184 236V235H183ZM223 236V235H222ZM221 236V238H222ZM225 236V235H224ZM223 236V237H224ZM227 236V235H226ZM232 236V235H231ZM230 236V237H231ZM23 237V236H22ZM25 237V236H24ZM55 237V236H54ZM70 237V235H69ZM143 237V236H142ZM148 237V236H147ZM146 237V238H147ZM170 237V236H169ZM216 237V236H215ZM235 237V236H234ZM10 238V237H9ZM56 238V237H55ZM71 238V237H70ZM75 238V237H74ZM122 238V237H121ZM172 238V237H170ZM181 238V237H180ZM218 238V237H217ZM225 238V237H224ZM228 238V236L226 237ZM23 239V238H22ZM32 239V238H31ZM45 239V238H44ZM125 239V238H124ZM129 239V238H128ZM144 239V238H143ZM184 239V238H182ZM229 239V238H228ZM255 239V237H254ZM48 240V238H47ZM57 240V239H56ZM73 240V239H72ZM80 240V239H79ZM86 240V238H85ZM121 240V239H120ZM127 240V239H126ZM167 239H165L166 241ZM170 240V239H169ZM174 240V239H173ZM176 240V239H175ZM218 240V239H217ZM227 240V239H226ZM230 240V239H229ZM178 241V240H177ZM232 241V240H231ZM24 242V241H23ZM118 241H116L115 243H117ZM137 242V241H136ZM173 242V241H172ZM175 242V241H174ZM179 242V241H178ZM234 242V240H233ZM133 243V241H132ZM177 243V242H176ZM175 243V244H176ZM232 243V242H231ZM27 244V243H26ZM168 244V242H167ZM184 244V243H183ZM188 244V243H187ZM112 245V244H111ZM222 245V244H221ZM220 245V246H221ZM110 246V245H109ZM113 246V245H112ZM116 246V245H115ZM190 246V245H189ZM219 246V247H220ZM258 246V245H257ZM19 247V246H18ZM117 247V246H116ZM120 247V246H119ZM129 247V246H128ZM142 247V246H141ZM224 247V245H223ZM222 247V248H223ZM227 246H225L224 249H226ZM260 247V246H259ZM1 248V247H0ZM125 248V247H124ZM140 248V247H139ZM144 248H148V246L145 245ZM75 249V248H74ZM119 249V248H118ZM130 249V248H129ZM210 249V248H209ZM3 249H1L2 251ZM6 250V249H5ZM4 250V251H5ZM13 250V249H12ZM11 250V251H12ZM124 250V249H123ZM127 250V249H126ZM133 250V249H132ZM150 252L155 251L153 248L149 247ZM166 250H170L169 249H165ZM252 250V249H251ZM37 251V250H36ZM97 251V250H96ZM121 251V249H120ZM163 251V252H164ZM193 251V250H192ZM220 251V250H219ZM10 251H8L9 253ZM145 251H138V250H133L131 252H127L130 256V258L133 260L135 259V254L136 255H140L143 254ZM149 252V251H148ZM2 253V252H0ZM36 253V252H35ZM47 253V252H45ZM140 253V254H139ZM161 253V252H158ZM187 253V252H186ZM227 253V251H226ZM4 254V253H3ZM7 254V253H5ZM12 254L15 255V253L12 252ZM52 254V253H51ZM55 254V253H54ZM53 254V255H54ZM110 254V253H109ZM149 254V253H148ZM153 254V253H152ZM156 254V252H155ZM163 254V253H162ZM24 255V254H23ZM49 255V254H47ZM105 255V254H104ZM154 255V254H153ZM43 256H46L45 254ZM70 255H67L65 258H68ZM80 256V255H79ZM155 256V255H154ZM157 256V255H156ZM224 256H226V254H224ZM16 257V256H14ZM21 257V256H20ZM42 257V256H39ZM51 257V256H50ZM145 258V256H143ZM147 257V256H146ZM153 257V256H152ZM180 257V256H179ZM183 257V256H182ZM18 258V257H17ZM22 258V257H21ZM142 258V257H140ZM157 258V257H156ZM191 258V257H190ZM205 258V257H204ZM207 258V257H206ZM24 259V257L22 258ZM27 259V258H25ZM52 259V257H51ZM139 259V257H138ZM151 259V258H150ZM155 259V258H154ZM61 260V259H60ZM161 260V258H160ZM30 261V260H29ZM63 261V260H62ZM95 261V259H94ZM141 261V259H140ZM180 261V260H179ZM184 262V260H182ZM190 261V260H189ZM215 261V260H214ZM2 262V261H1ZM0 262V263H1ZM19 262V261H18ZM57 262V261H56ZM116 262V261H115ZM136 262V261H135ZM31 263V262H30ZM55 264V262H53ZM64 263V262H63ZM95 263V262H94ZM124 263V262H123ZM122 263V264H123ZM186 263V262H185ZM16 264V263H15ZM26 264V263H24ZM29 264V263H28ZM33 264V263H32ZM36 264H38L36 262ZM66 264H74V262L70 259L68 262H66ZM108 264V263H107ZM218 264V263H217Z\"/></svg>",
  "mask_w": 264,
  "mask_h": 264
},
{
  "label": "snow or ice",
  "instance_id": "obj_3",
  "mask_svg": "<svg viewBox=\"0 0 264 264\" xmlns=\"http://www.w3.org/2000/svg\"><path fill=\"white\" fill-rule=\"evenodd\" d=\"M79 2V0H77ZM85 3H90V0H84ZM117 3L121 4L123 3V0H117ZM13 4H9L7 8L5 9L6 12L10 11L13 8ZM128 6L132 10V16L135 19L136 22V28L135 32L140 37H145L148 33L154 32L156 29H159L161 25H164L166 29L175 30L178 25L176 23V20L174 18H169V13L172 11V9L176 6V0H157L156 5L154 6V11L149 12L150 22L146 21L142 18V10H137L135 6L133 5V0H128ZM257 6H264V0H243L242 3L236 4L234 6H231V17L230 22L227 23L226 27L223 28L222 31L218 32L215 36L212 37V39L208 42V48H211L212 45H215L218 41H220L221 37L225 35V33H228L230 29L236 28L238 29V33L240 36L244 35L245 29L247 28L248 19L251 14V10L256 8ZM75 7V5H73ZM95 5H91L88 8H85L82 12L75 13L74 16L68 17L66 20H64L62 23H56L54 24L55 30H60L62 25H67L69 20H75L76 24L80 23V20L84 15L87 14V12L92 11V8H94ZM47 8V5H43L41 10H45ZM115 5H110L107 7L106 10V18L107 23L104 25V35L102 37L103 41L105 43L112 41L115 37H119L122 41H130L132 40V37L128 36L127 32H124L121 34V29L119 27H116L115 25L117 23L123 24L125 21L123 19L124 13L123 11L120 12L119 17L117 16L116 11L114 10ZM60 12L56 11L53 13V19L55 17L59 16ZM174 16H179L181 19H183L182 13H174ZM105 19L103 16H95L92 19V22L88 24L87 30L91 33V38L87 41V44L84 47V51L91 54L93 51H96L97 54H99V45L97 41L101 39L100 30L98 29L99 23ZM189 21H192V17H188ZM213 23L220 24L222 21L220 20H214ZM10 27H15V25H10ZM129 27H131L129 25ZM72 29L70 27H64V33L65 35L71 34ZM24 36L27 37V32H24ZM180 37L175 36L174 38L170 39L168 36L164 34H160L155 37V40L158 42H163V51L169 56L174 57L178 55V53L175 51V41L178 40ZM195 38H199V33L196 34ZM30 39V38H29ZM58 39V37H57ZM7 44L8 41H5ZM73 45H79L80 44V38L76 37L71 41ZM233 44L236 43V41L232 42ZM146 45L147 47L151 48L154 45H152L148 39H137L134 43H123L122 46L116 47L114 50L109 49L106 54L109 56L118 57L124 60H128L133 62L136 65H140L142 68L147 70H153L157 69V65L150 61H145L143 59L144 55H147V53L144 54H137L136 50L141 47V45ZM155 47H160V44H156ZM261 49H264V44L260 45L257 48V51L259 52ZM19 50H26L27 52L31 53L36 61H37V73H41L44 70L48 69L50 66V60L47 56L43 55L42 53H39L36 51L35 48H32L31 45H28L27 47L20 43ZM227 51V49H225ZM207 54V48L204 50V53H199L195 49L192 51V55L195 56L197 59L203 60L205 58V55ZM223 53H214V55L219 58L220 55ZM56 54L55 51L51 54V60H56ZM248 68H251V64L248 65ZM197 71H207L209 73H217L221 77H226L228 73L223 69H216V68H209V69H198ZM234 75L236 76H243L247 77L250 75V72L248 70H245L243 72H235ZM55 81L57 86L60 84H65L66 81V74L63 72H60L55 75ZM80 84H84L83 80L78 81ZM65 90L68 92H71L72 89L67 88V85L65 84ZM94 94V89L90 86L85 88L83 91L77 90V95L81 97H88ZM14 95V93H13ZM194 103L196 105L195 109H190L186 106H184L179 101H172V106L166 110L163 113V116L167 117L169 120H172L173 117L170 115L171 112H182L183 113V120H182V126L183 131L185 133L184 136L181 137V141L184 145L183 148L177 147L173 145V149L175 151H184L189 146L193 145V141L191 139L187 138L188 133H192L195 135L198 141V146L202 150L203 155H213L217 160L220 161H239L240 157L238 155H233L229 153L228 151H221V149L228 145L230 141H232L233 137H237V139L232 143L233 148H240L238 136L240 132L242 131H251L255 132L258 135L264 137V129H256L250 125H248L245 122L238 121L232 124L228 125V128L231 131V135L219 131L218 129L221 128V125L216 123L215 121L211 120V117L205 113L201 107L203 104V97L211 96L212 94L210 92H200L197 91L194 94ZM243 95L246 97L247 93H243ZM3 98V94L0 93V99ZM229 99L232 100L233 108L239 112L240 109L236 106L235 99L233 97H229ZM21 105L15 104L13 101V104L11 107L6 109L7 112L11 113L12 115H17V109H19ZM24 109H34L33 115L34 118L41 121H46L52 125L51 130L57 133H64L68 136H77L79 133L80 128H86L88 131L86 134L80 135V140L84 144H89L90 140L94 143L95 146H105L108 156L107 158L109 160H114L115 157L121 153H123L124 156H129V153L123 149H117L114 142L107 136L103 135L99 129L94 128L92 125L83 122V121H73L68 118L69 109L67 108H50V109H44L41 107H36L29 105L27 102H24L23 104ZM47 111H51L54 113L51 118L47 117L45 113ZM193 112L199 114L205 121H208L211 124V127L208 128L209 135H206L204 132L205 124L200 123L198 120H194L193 118ZM178 126H181L178 124ZM70 128L76 129V131H70ZM38 135V133H37ZM25 149L29 147V145L24 144L22 145ZM157 148L160 147L159 144L156 145ZM241 152H247L249 151L248 148H240ZM37 154L40 152L39 148H36ZM261 159H264V147H261ZM67 154L65 153V156ZM138 161V163L134 164L133 166L137 169V173L140 180H143L145 177L152 175L155 173L156 165L146 158L143 155H139L137 157H134ZM88 166L90 168L93 167L92 161H88ZM189 166L194 167H204V165L200 162L192 163L189 161ZM103 167V165H101ZM161 168H170V165H160ZM15 173V169H13ZM105 171H110L109 169L105 168ZM172 171H175L174 168H172ZM232 176L236 177L239 175H243L245 169L240 168H232ZM112 176H116V173L111 172ZM59 175L54 174V179L52 182V185H48L45 195L49 199L50 202H54L55 197V185L58 183ZM195 187L197 189L200 188L199 184H195ZM240 191L243 192L244 186L239 185ZM11 196L13 198L12 201V207L10 211V215L3 223V232L7 234L9 229L10 221H13L16 217V213L18 210L24 207L21 191H20V178L19 173H15V179L11 183ZM87 190V183L85 182L82 186V191L79 194L75 195L76 204L74 205L70 215L71 217L75 218L79 214V210L85 205V198H84V192ZM143 192V208L137 215V221L140 226H143L144 221L146 218L150 215L151 208H152V200L149 199L153 194L150 193L147 190V187L145 186L142 189ZM197 198L200 199V193L197 191ZM218 211V204L215 200L212 202V206L209 210H207L204 214L199 215V217L193 222L189 221L187 216H185L184 220L182 221L184 225V239L181 240L180 237H176L177 240L180 241L181 244L185 243V241L188 242V244L193 248V256L191 260V264H198V258L195 255V246L197 244V241L199 240L201 234L205 231L208 224H210L213 220V218L216 216ZM229 219H231V214L229 215ZM249 220V228L250 230H245L240 236L239 239L236 240L235 243H229L227 247V253L228 255L223 258L224 264H240L241 256L244 254V252L247 249V246L251 240V238L259 231H261L262 224L260 220L254 219L252 217H248ZM124 223V213H123V206L121 202L119 201V198L117 197L112 205L111 209V218L109 219L108 224L105 228H103L100 232H98L93 239L90 241V245L96 248H100L101 246H105L109 241H113L116 233L122 228ZM34 222L31 219V215L28 216V224L27 228L25 230V239L28 238V233L31 232L33 228ZM103 237V238H102ZM150 248H153L156 252H159L161 248H166L167 244L164 239V237L161 236H155L153 237L151 243L149 244ZM145 255H147V251H145ZM172 253L169 251L167 255L163 257L162 260L157 261L156 264H164V261L168 260V257L171 256ZM116 257H123L124 258V264H130L127 254V251H121V252H115ZM231 258V260H230ZM0 260H2V264H14V260H11L8 256L0 257ZM42 264H51L50 260H43ZM103 264H107V262H103ZM139 264H152L149 260H142L139 261Z\"/></svg>",
  "mask_w": 264,
  "mask_h": 264
}]
</instances>
